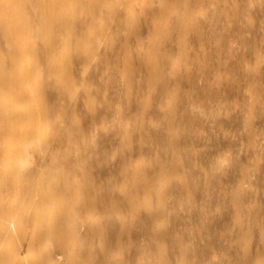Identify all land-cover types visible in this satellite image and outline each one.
I'll return each mask as SVG.
<instances>
[{
  "label": "rangeland",
  "instance_id": "obj_1",
  "mask_svg": "<svg viewBox=\"0 0 264 264\" xmlns=\"http://www.w3.org/2000/svg\"><path fill=\"white\" fill-rule=\"evenodd\" d=\"M18 6L0 264H264V0Z\"/></svg>",
  "mask_w": 264,
  "mask_h": 264
},
{
  "label": "bare ground",
  "instance_id": "obj_2",
  "mask_svg": "<svg viewBox=\"0 0 264 264\" xmlns=\"http://www.w3.org/2000/svg\"><path fill=\"white\" fill-rule=\"evenodd\" d=\"M19 7L18 0H0V29L15 44L25 39L30 23L28 18L19 15ZM45 7L47 8V6ZM52 16L53 14L48 13L44 19ZM25 259L26 257H23V260Z\"/></svg>",
  "mask_w": 264,
  "mask_h": 264
}]
</instances>
